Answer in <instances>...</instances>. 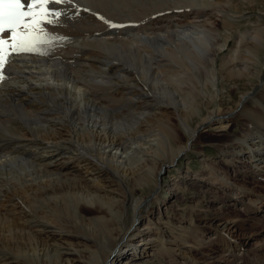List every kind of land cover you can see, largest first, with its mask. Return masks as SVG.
<instances>
[{
    "label": "bare ground",
    "instance_id": "6f19581e",
    "mask_svg": "<svg viewBox=\"0 0 264 264\" xmlns=\"http://www.w3.org/2000/svg\"><path fill=\"white\" fill-rule=\"evenodd\" d=\"M238 1L258 0L48 6L61 12L43 25L49 38L13 54L0 81V264H130L151 251L196 264L146 204L204 126L225 135L231 170L264 176V18L238 14ZM228 119L242 133L227 138ZM214 175L234 204L264 206L228 169Z\"/></svg>",
    "mask_w": 264,
    "mask_h": 264
},
{
    "label": "rangeland",
    "instance_id": "374dc122",
    "mask_svg": "<svg viewBox=\"0 0 264 264\" xmlns=\"http://www.w3.org/2000/svg\"><path fill=\"white\" fill-rule=\"evenodd\" d=\"M236 3L238 14L251 18H258L259 16L264 18L263 0L250 4L239 1ZM210 41L212 39L208 37L207 44L209 46ZM203 48L206 52L209 49L206 46ZM262 57L264 58V49L262 50ZM97 79L100 80L101 78L97 77ZM237 93L236 96H239ZM225 99V106H234L233 102L227 100V97ZM233 121L234 119L231 121L228 119L227 123H234ZM238 122L237 120L232 125L227 138L242 133L243 124ZM195 123L194 121L193 124ZM199 131H201V136L192 144L193 151L189 150L188 154L181 156L182 158L176 161L174 165L163 168L160 172L161 185L157 187L156 193L148 200L146 206L150 211H156L154 216L159 217H156L157 223H161V218L166 221L170 220L171 233L178 241H182V234L186 236V244L193 247L191 256L196 264H264V206L254 213L242 205L234 204L232 199L226 198L222 193L218 186L219 176L214 175V172L215 170L224 171L228 169L229 179L232 182L245 183L254 192L261 194H264V176L242 174L241 163L236 171L231 170L230 164L221 156L225 144L228 142L225 135L221 136L216 131H209L207 126L200 127ZM187 136H184V141H186ZM187 171L193 175H188ZM136 189L141 190L139 187ZM129 215L128 220L126 219L127 223L133 219L132 215ZM222 223L232 225L233 229L228 230V232L226 230L221 231ZM4 226L6 228V225ZM203 235L206 237L204 240L202 239ZM2 236L0 234V237ZM207 239L211 241L207 242ZM0 241L2 249L8 251V241L4 239H0ZM97 251L103 253L101 248H98ZM177 252L173 251V255L166 253L161 260L157 259L156 253L152 251L144 256L131 257L129 255L126 256L124 263L193 264V262L186 263Z\"/></svg>",
    "mask_w": 264,
    "mask_h": 264
},
{
    "label": "snow or ice",
    "instance_id": "6c2138e0",
    "mask_svg": "<svg viewBox=\"0 0 264 264\" xmlns=\"http://www.w3.org/2000/svg\"><path fill=\"white\" fill-rule=\"evenodd\" d=\"M72 0H0V33L11 32L10 39L0 36V81L3 70L13 54L39 52L50 34L43 25L58 23L60 11L51 10L50 4L71 3ZM103 19V17H101ZM110 27H123L109 22Z\"/></svg>",
    "mask_w": 264,
    "mask_h": 264
}]
</instances>
